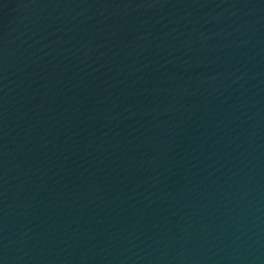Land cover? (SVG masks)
<instances>
[{
    "label": "water",
    "instance_id": "1",
    "mask_svg": "<svg viewBox=\"0 0 264 264\" xmlns=\"http://www.w3.org/2000/svg\"><path fill=\"white\" fill-rule=\"evenodd\" d=\"M0 264H264V0H0Z\"/></svg>",
    "mask_w": 264,
    "mask_h": 264
}]
</instances>
